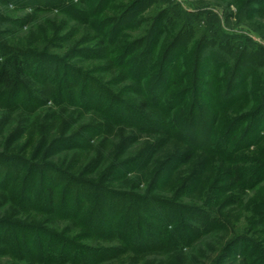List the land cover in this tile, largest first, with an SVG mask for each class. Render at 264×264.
I'll return each mask as SVG.
<instances>
[{"label": "trees", "instance_id": "trees-1", "mask_svg": "<svg viewBox=\"0 0 264 264\" xmlns=\"http://www.w3.org/2000/svg\"><path fill=\"white\" fill-rule=\"evenodd\" d=\"M78 1L0 0L58 12L41 47L0 35V135L26 141L0 151V264H264V47L201 6Z\"/></svg>", "mask_w": 264, "mask_h": 264}, {"label": "rangeland", "instance_id": "rangeland-1", "mask_svg": "<svg viewBox=\"0 0 264 264\" xmlns=\"http://www.w3.org/2000/svg\"><path fill=\"white\" fill-rule=\"evenodd\" d=\"M123 1V0H121ZM127 1V0H124ZM175 2L179 3L183 8L185 9H189V10H194L195 6H201V8L208 10V11H212L215 12L217 17H218V22L220 27L229 33H235V34H243L246 35L248 37H250L252 40H254L255 42H257L260 46L264 47V4L263 5H259L260 8H263V12L262 14L258 13L256 10L258 8L257 3H255L254 0H182L181 2L179 0H174ZM88 2L91 5H94L95 0H88ZM74 3L78 4L80 3L78 0H74ZM13 10L12 13H8L11 15V17L15 16L19 17L22 15H31V10L30 9H26L23 11L17 10L15 8L14 5H9V6H2L0 5V13L1 14H6V10ZM15 10V11H14ZM58 12H52V13H45L46 17H44V15H41L39 17L37 16H33L31 15V17L28 19V21L26 23H22V22H18V19H14V20H6V21H1L0 22V35L2 37H4L6 40L12 42V43H17V42H21V43H34V46H42L43 45V39L47 38L50 32V35L53 33V26L51 25V23L49 21H51L52 23H54V17H56ZM63 15H59L58 18H62ZM205 16V15H204ZM211 18V16H208ZM207 17V18H208ZM178 21H180V16L177 17ZM203 24L205 25V21H202ZM212 20L209 22L210 24ZM74 24V23H73ZM214 25V23H213ZM212 25V26H213ZM66 29H64L65 31ZM60 32V31H59ZM64 34V32H60L59 35ZM78 38V37H75ZM62 43V42H61ZM64 44H67L66 42H63ZM44 44L45 43V39H44ZM61 49V48H60ZM60 49H57L58 51ZM53 52H55L56 49H52ZM214 55V54H213ZM78 59H72L71 62H74L75 60H80V57H77ZM82 60V59H81ZM94 64V62H93ZM95 64H97L95 62ZM209 65L208 64H204L203 67L207 68ZM204 74V73H203ZM208 78V77H207ZM205 99V96H203ZM52 106V104H51ZM78 110V109H77ZM83 112V116L85 120H88L89 117V113L82 111ZM88 118V119H87ZM83 122V121H82ZM57 125L59 124V119L57 121ZM14 128V123L10 124H6L3 127V134L0 135V151H4V150H8L11 151L12 148L16 147H22L23 143L26 142L22 139L18 140H12V138L9 139L10 137V132H12L11 130ZM61 126L59 127L58 130H60ZM29 131H32V129H30ZM54 133H56V131H54ZM145 135H141L142 138H144ZM110 138H113L111 140H113L114 142H117L119 140V136H115V135H111L109 134ZM36 139L34 140V143L26 149V153L31 155L34 152V149L36 148V145L39 141V137L38 135H36L35 137ZM140 138V139H142ZM139 139V140H140ZM10 141L12 142L13 147L11 148L10 146H7V143H10ZM15 144V145H14ZM98 144V143H97ZM96 144V145H97ZM10 145V144H9ZM111 142L108 141L106 143V147H105V152L107 154H109L108 152L110 151V146ZM7 146V147H5ZM26 148V147H25ZM13 150V149H12ZM109 150V151H108ZM83 153H85L86 151H82ZM194 166V164H192L191 166L189 165L188 167L184 166V170H178L177 171V175L180 177H185L187 176V174H189L190 170H192V167ZM210 168V167H209ZM184 171L183 174H181ZM204 173L206 174H212V170L211 168L209 170H207V167L204 168ZM181 172V173H180ZM180 174V175H179ZM145 182V181H144ZM143 182V183H144ZM263 184V183H262ZM254 191H250L247 192V194L249 193L248 197L245 199L248 200L249 197H251V195H253ZM190 197L195 196L194 195H189ZM189 197V198H190ZM194 198V197H193ZM244 201V200H243ZM243 201H238V203L233 202V203H226V209L225 210H229L231 211L233 214V217L231 218V222L232 223H245L244 220V214H243V207L241 208V203ZM244 201V202H245ZM247 202V201H246ZM237 204V205H236ZM240 204V205H238ZM228 219V218H227ZM243 221V222H242ZM243 223V224H244ZM203 247V245H202ZM174 253H177L174 251ZM209 254H211L212 256H217L216 252L212 253V251H209ZM177 255V254H175ZM149 257H151V261H156L159 264H167L171 261H173L174 255L172 254H167V252H159V253H152L151 255H147ZM156 258V259H154ZM181 261L182 264H201L203 263H209L207 260L204 261L202 259L197 260V261H193L191 255H184L181 256ZM5 257H0V262L5 261ZM148 260H146V264H149V262H147ZM199 261V262H198ZM197 262V263H196ZM144 262L141 264H145ZM202 263V264H203ZM226 264H239V259H237V261L234 259V257H230L229 259L225 260Z\"/></svg>", "mask_w": 264, "mask_h": 264}, {"label": "built area", "instance_id": "built-area-1", "mask_svg": "<svg viewBox=\"0 0 264 264\" xmlns=\"http://www.w3.org/2000/svg\"><path fill=\"white\" fill-rule=\"evenodd\" d=\"M180 2L182 1V0H179Z\"/></svg>", "mask_w": 264, "mask_h": 264}]
</instances>
